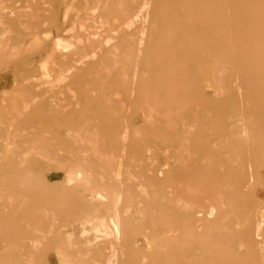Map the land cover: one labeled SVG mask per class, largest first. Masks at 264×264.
I'll list each match as a JSON object with an SVG mask.
<instances>
[{"label": "rangeland", "instance_id": "rangeland-1", "mask_svg": "<svg viewBox=\"0 0 264 264\" xmlns=\"http://www.w3.org/2000/svg\"><path fill=\"white\" fill-rule=\"evenodd\" d=\"M260 207L264 0H0V264H264Z\"/></svg>", "mask_w": 264, "mask_h": 264}, {"label": "bare ground", "instance_id": "bare-ground-1", "mask_svg": "<svg viewBox=\"0 0 264 264\" xmlns=\"http://www.w3.org/2000/svg\"><path fill=\"white\" fill-rule=\"evenodd\" d=\"M144 5V4H143ZM148 5V4H147ZM155 16H157V15H155ZM168 29V28H167ZM166 29V30H167ZM34 40H35V38H34ZM64 40H60V39H57L56 40V43H57V45L60 47V48H62V47H67L68 45L66 44V43H64L63 42ZM139 44H141V41H139ZM180 45V44H179ZM177 49V48H176ZM43 68V67H42ZM46 69V68H45ZM42 80H45V79H42ZM9 97H12V95H9ZM10 100V99H9ZM17 104V103H16ZM14 111H16V110H14ZM245 135V134H244ZM250 164V163H249ZM249 168H252V167H250V165H249ZM253 177H254V175L252 176V174H251V176H250V178H249V180L247 181V183H245L243 186L242 185H240V186H242V189H246L247 188V185L248 184H250L252 181H253ZM238 186V185H237ZM241 188V187H240ZM250 189H251V187H250ZM253 213H254V211H253ZM255 215V214H254ZM259 219H255V216L254 217H252L251 218V220H250V222H249V230L251 231V233L253 234V236H254V239L256 240L257 238L259 239L260 238V230H261V225H263L264 223V209H262V207H260V210H259V217H258ZM263 223V224H262ZM242 229V228H241ZM245 231L243 230V235H245ZM249 233V232H248ZM263 235V234H262ZM249 238H251V237H249ZM253 243V240L251 239V241L249 240V243L247 242L246 244L249 246V244H252ZM253 248V247H252Z\"/></svg>", "mask_w": 264, "mask_h": 264}]
</instances>
